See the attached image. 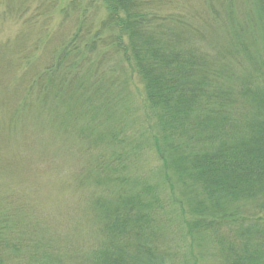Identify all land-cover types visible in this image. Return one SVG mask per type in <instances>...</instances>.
I'll return each mask as SVG.
<instances>
[{
	"label": "trees",
	"instance_id": "16d2710c",
	"mask_svg": "<svg viewBox=\"0 0 264 264\" xmlns=\"http://www.w3.org/2000/svg\"><path fill=\"white\" fill-rule=\"evenodd\" d=\"M175 3L71 0L61 13L74 17L76 32L51 62L39 71L33 62L28 79L10 88L11 69L0 64V110H8L0 176L13 169L1 152L17 130L47 125L89 148L121 144L104 129L91 136L92 120L113 119L112 85L97 86L103 66L91 83L82 77L101 54L126 64L141 85L146 143L160 162L154 184L130 176L122 153L115 165L101 166L100 157L85 165L77 181L101 193L88 202L97 234L83 249L49 236L12 193L0 194V264H264V0H206L193 14ZM88 10L103 16L96 23ZM24 92L32 122L20 124L9 107Z\"/></svg>",
	"mask_w": 264,
	"mask_h": 264
},
{
	"label": "rangeland",
	"instance_id": "374dc122",
	"mask_svg": "<svg viewBox=\"0 0 264 264\" xmlns=\"http://www.w3.org/2000/svg\"><path fill=\"white\" fill-rule=\"evenodd\" d=\"M69 1L71 0H0V64L3 66L7 61L11 69L8 77L4 79L8 88L22 79H28L33 62L37 67L36 71L51 62L54 59L53 52L76 32L74 17H65L61 13ZM170 1L174 7L175 2H186L192 9L186 5L182 9L190 14L207 6L206 0ZM240 3L244 5V2ZM240 3L237 7H241ZM164 10L177 12V9L170 7ZM87 14H91L89 18L94 21L96 19V23L103 16L99 13L92 17V10H88ZM101 55L93 58V64L87 67L82 77L91 83L94 68L103 66L104 76L96 84L101 91L107 85L109 88L112 85V91L106 95L111 96L110 103L114 105V108H110L113 119L99 117L92 120L91 125L96 130L91 136L96 137L97 130L104 129L116 134L120 145L116 143L110 148H89L72 136L74 134L68 137L59 136L55 129L41 123L40 131L30 128L27 132L17 130L12 133V141L7 151L1 152L2 158L11 161V168L13 166L14 170L0 176V194L12 193L16 206H20L22 212H26L32 221L40 223L46 233H50L49 236L71 237L77 246H84L80 247L82 249L91 246L90 238L97 234L89 222L88 202L101 193L91 180L77 181L85 165L94 162L98 157L101 166L115 165L113 155L122 153L127 156L122 161L124 167H129L130 176L147 177L151 184L156 182L160 168V162L146 143L148 125L144 117V93L141 85L132 79L131 70L126 64L117 60L112 62L118 58H113L112 54V57ZM23 57H29V63L22 61ZM26 102L28 98L24 92L20 101H13V106L9 107L11 111H16V120L20 124L32 122L27 113ZM7 111L0 110V127L7 122ZM76 123L82 130L89 125L82 119ZM131 155H135V160ZM198 264L214 263L206 257Z\"/></svg>",
	"mask_w": 264,
	"mask_h": 264
}]
</instances>
